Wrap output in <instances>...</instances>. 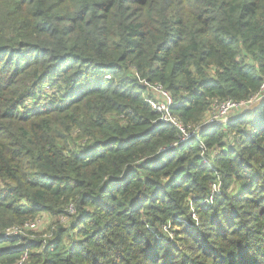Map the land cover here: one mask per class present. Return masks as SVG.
Masks as SVG:
<instances>
[{
  "label": "trees",
  "instance_id": "1",
  "mask_svg": "<svg viewBox=\"0 0 264 264\" xmlns=\"http://www.w3.org/2000/svg\"><path fill=\"white\" fill-rule=\"evenodd\" d=\"M263 83L264 0H0V264H264Z\"/></svg>",
  "mask_w": 264,
  "mask_h": 264
},
{
  "label": "built area",
  "instance_id": "2",
  "mask_svg": "<svg viewBox=\"0 0 264 264\" xmlns=\"http://www.w3.org/2000/svg\"><path fill=\"white\" fill-rule=\"evenodd\" d=\"M150 90L153 94V96H152L153 98L148 99L147 102L153 110H155L156 112H158L160 114L159 123L173 125V126L177 127L178 129H180L183 137L180 139L179 143L185 142V141H187L193 137L197 138L198 130H196V132L195 131L194 132L185 131L183 126L179 122V120L172 115L170 108H171V105L173 103V99H172V96L169 94V92L166 91L164 88H162V86L157 85V84L150 86ZM263 94H264V83L261 87L260 94L248 102L236 103L232 100H229V101H226L223 103L214 104L213 105V111H211L209 114L210 116L213 114V116H211L210 119L205 122L204 126L227 123L229 121V120H227L228 115H230V112L233 109H237V108L244 106V105H246V106L248 105V107H251V105L256 102L253 105V106H255L260 101H262L264 99V97H261V96H263ZM250 109L243 110V111L247 112ZM175 145H177V144H175ZM205 162H207V161H205ZM36 227H37L36 223H30V224L26 225V227H25L26 229H24V231H33L36 229ZM18 232L20 233V230H18V229L8 230L2 236V238L9 239L10 237H16L19 234ZM26 260H27V254H25L23 256V258L19 262V264H23Z\"/></svg>",
  "mask_w": 264,
  "mask_h": 264
},
{
  "label": "rangeland",
  "instance_id": "3",
  "mask_svg": "<svg viewBox=\"0 0 264 264\" xmlns=\"http://www.w3.org/2000/svg\"><path fill=\"white\" fill-rule=\"evenodd\" d=\"M261 97H264V94H263V96H261ZM256 103V102H255ZM255 103H253L252 105H251V107H248V105L246 106V105H244V106H241V107H239V108H237V109H233L231 112H230V115H228V118H227V120H231L232 119V117H233V115H235V114H237L238 112H244L243 110H248V109H253L255 106H253ZM250 109V110H251ZM211 116H213V114L211 115ZM210 115L207 117V120H209L210 119V117H211ZM227 123H229V121L227 122ZM227 123H225V124H227ZM220 125H222V124H220ZM51 218H49V216H47V215H44V216H42L38 221H37V223H36V229H35V231H33V232H35L34 234H44L45 233V230L47 229V228H49V226H50V224H51Z\"/></svg>",
  "mask_w": 264,
  "mask_h": 264
}]
</instances>
